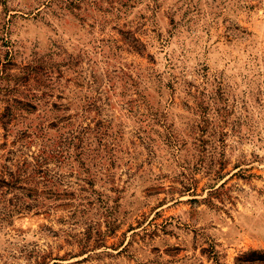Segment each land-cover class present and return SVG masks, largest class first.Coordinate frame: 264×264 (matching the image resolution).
Wrapping results in <instances>:
<instances>
[{
    "label": "rangeland",
    "instance_id": "374dc122",
    "mask_svg": "<svg viewBox=\"0 0 264 264\" xmlns=\"http://www.w3.org/2000/svg\"><path fill=\"white\" fill-rule=\"evenodd\" d=\"M252 250L264 0H0V264Z\"/></svg>",
    "mask_w": 264,
    "mask_h": 264
},
{
    "label": "trees",
    "instance_id": "16d2710c",
    "mask_svg": "<svg viewBox=\"0 0 264 264\" xmlns=\"http://www.w3.org/2000/svg\"><path fill=\"white\" fill-rule=\"evenodd\" d=\"M264 264V251L252 250L239 256L236 264Z\"/></svg>",
    "mask_w": 264,
    "mask_h": 264
}]
</instances>
